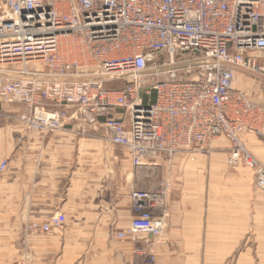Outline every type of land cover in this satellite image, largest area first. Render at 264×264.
I'll return each instance as SVG.
<instances>
[{"label": "built area", "instance_id": "1", "mask_svg": "<svg viewBox=\"0 0 264 264\" xmlns=\"http://www.w3.org/2000/svg\"><path fill=\"white\" fill-rule=\"evenodd\" d=\"M73 52L82 60H69ZM236 68L264 78V0H0V103L24 105L27 130L48 133L76 119L101 126L135 167L164 163L157 188L131 190V219L116 235L135 243L132 264L155 263L176 155L222 137L226 165L250 168L264 189V165L241 137H264V110L234 87ZM119 79L122 87L105 86ZM7 165L0 160V179ZM65 220L56 211L29 228L62 229Z\"/></svg>", "mask_w": 264, "mask_h": 264}, {"label": "crops", "instance_id": "2", "mask_svg": "<svg viewBox=\"0 0 264 264\" xmlns=\"http://www.w3.org/2000/svg\"><path fill=\"white\" fill-rule=\"evenodd\" d=\"M234 87L264 110V79L236 68ZM20 130L10 136L0 127V160H8L0 179V264H132L135 243L116 235L130 222L131 190L157 188L164 163L135 167L101 126L76 119L48 133ZM241 137L264 165V137L250 130ZM228 146L220 137L174 157L169 227L153 246L154 264H264V189L250 168L226 165ZM57 210L62 229L29 228Z\"/></svg>", "mask_w": 264, "mask_h": 264}, {"label": "rangeland", "instance_id": "3", "mask_svg": "<svg viewBox=\"0 0 264 264\" xmlns=\"http://www.w3.org/2000/svg\"><path fill=\"white\" fill-rule=\"evenodd\" d=\"M67 39L69 38H63L62 41H66ZM72 41V39H69ZM73 46L72 47H76L77 51H79L81 48V45L82 43L80 42V39H73ZM75 45V46H74ZM66 45L65 44H62L61 48H62V51L65 50V47ZM64 49V50H63ZM66 52V51H65ZM69 60H77V61H81L82 60V57L80 55V53L78 52H73L70 57H69ZM88 63L90 64H94L91 59L88 61ZM44 69V67H42ZM89 69H92V70H95L96 67H91ZM254 76H256V78H262L264 79L263 77L257 75V74H254ZM105 86L107 87H122L125 83L124 80L122 79H119V80H106L105 82ZM25 111V106L24 105H14V104H2L1 105V109H0V127L2 125V127L4 128V135H16L18 134V129H22L20 130V135L23 134V133H27L29 130H27L24 126V123L23 121H21L19 119V114L21 112ZM22 123V128H18V127H15L16 123ZM57 211H60V210H57ZM56 212V211H55Z\"/></svg>", "mask_w": 264, "mask_h": 264}, {"label": "water", "instance_id": "4", "mask_svg": "<svg viewBox=\"0 0 264 264\" xmlns=\"http://www.w3.org/2000/svg\"><path fill=\"white\" fill-rule=\"evenodd\" d=\"M201 62H202L201 60H199V61H192L189 64L190 65H196V64H199ZM186 65H187L186 63L177 64V65L173 66V68H180V67H184ZM167 69H169L168 66H163V67H158L157 69H148L147 71H145V73H151V72H154L155 70L156 71H165Z\"/></svg>", "mask_w": 264, "mask_h": 264}]
</instances>
